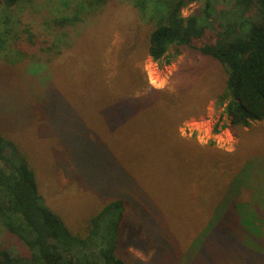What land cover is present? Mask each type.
<instances>
[{"label":"rangeland","instance_id":"1","mask_svg":"<svg viewBox=\"0 0 264 264\" xmlns=\"http://www.w3.org/2000/svg\"><path fill=\"white\" fill-rule=\"evenodd\" d=\"M89 1L21 0L14 8H0V30L6 31L0 37V132L29 159L46 204L60 214L72 233L81 236H85L90 218L104 204L118 199L130 204L116 248L127 264H232L233 260V264H264V227L261 231L251 227L254 218L264 217V120L247 128L231 125L218 104L226 77L220 64L186 48L177 55L170 50L165 59L153 61L147 54L153 23L140 18L135 0H106L93 5ZM202 5L203 0L188 5L183 9V16L199 14ZM74 13L79 16L74 25L59 27L52 23L54 18ZM27 27L34 34L32 46L26 42L22 31ZM212 34V31L208 33ZM51 44L64 51L46 59L38 49ZM45 61L50 72L49 79L47 72H43L44 86L41 70L28 72L27 69L32 70L35 62L43 64ZM131 73L137 79L129 94L151 93L149 97L153 101L161 97L162 101L176 105L174 101L181 100L182 106H174L172 113L168 111L165 124L149 125L151 129L139 127L128 142L119 127L121 124L117 123L121 117L120 107L113 108L111 113L101 112L100 123L105 133L96 122L99 133L94 137L88 130L91 123L77 111L99 100L88 98L92 93L90 79L113 85L120 78L125 83L123 88H129ZM63 78L66 81L76 79L72 82L75 95L66 94L61 101L60 92L53 94L54 91L46 86L50 79L59 84L58 80ZM51 96L54 99H50ZM56 100L63 107L60 108ZM139 105L131 109V114L145 109L142 121L146 123L143 124H152L149 120L153 110ZM155 108L158 112L159 108ZM88 112H91L89 107ZM214 127H217L216 132ZM152 128H163L164 136L154 134ZM116 132L120 135L118 140L107 135ZM146 135L150 140L145 139ZM111 139L115 144H111ZM167 140L170 141L163 143ZM171 140H180L192 147L190 155L176 159L173 154H165ZM85 141L93 142L94 146L100 144L105 149V160L97 158L98 168L93 157L86 156L80 149ZM243 141L248 150H255L253 155L262 159L252 160L235 176L224 207L231 208L229 215L238 217L239 210L232 202L240 188H248L237 198L244 202L242 224L245 227L249 224L247 231L254 236L248 233L243 236L240 229L235 228L236 216L231 215L234 223H230L228 229L236 230L241 244L248 248L230 255L223 263L219 251L222 242L216 236L202 238L198 234L211 219L218 202L210 204L208 201L203 208L198 207V203L193 205L201 197L205 200L215 195L221 198L225 189L222 184L225 178L221 174L225 175L230 164L237 160L236 149ZM124 143H132L141 151L152 147L161 153L149 152L137 163L133 159L123 162L119 146ZM194 145L217 152L216 157L221 158L223 166L217 159L215 168H207L205 161L193 160L202 154ZM160 154H165L163 160L170 164L166 161L155 163L153 159ZM104 162L116 165L129 177L116 178L104 173L107 171ZM206 174L209 177L207 185ZM219 174L221 183L212 180ZM130 177L137 183L130 182L132 187L119 186L122 184L118 179L129 182ZM198 238L202 239L201 243H197ZM0 245L12 254L24 256L28 253L27 248L6 231L0 233ZM259 251L262 253L257 254L259 259L251 262L254 253Z\"/></svg>","mask_w":264,"mask_h":264},{"label":"trees","instance_id":"2","mask_svg":"<svg viewBox=\"0 0 264 264\" xmlns=\"http://www.w3.org/2000/svg\"><path fill=\"white\" fill-rule=\"evenodd\" d=\"M20 1L0 0V8L4 10L14 8ZM29 1L32 2V0ZM104 1L106 0H90L89 2L93 5L94 3L100 4V2L103 3ZM199 1L135 0L134 6L138 9L140 18L145 22L153 23V29L150 31L147 40L148 56L153 61L159 62L166 58L170 50H173L177 55L186 48L220 64L224 69L226 77L218 104L223 107V113L228 116L231 125L247 128L254 122L263 121L264 0H203L199 14L183 16L182 12L185 7ZM78 20V14L74 13L71 16L54 18L52 23L56 26L64 27L74 25ZM22 31L25 34L26 42L32 46L34 44V34L28 27ZM210 31L214 33L212 36L208 35ZM5 33L3 29L0 30V37ZM1 41L2 39L0 38ZM38 51L44 53L45 58L48 59L47 56L61 54L64 49L57 50L51 44L39 48ZM25 57L29 58L28 56ZM32 58L34 57L32 56ZM34 61L39 60L34 59ZM35 63L36 65L33 66V69L28 68L27 71L32 72L40 69L41 82L44 84L42 80L43 72H47L46 77L49 79L48 62L43 64L42 62ZM136 79V76L131 73L129 88L127 86L123 88L125 83L120 78L113 85H105L96 78L90 79V87L92 88L90 91L92 93L88 95V98L95 100L99 98V100L93 105H83L87 108L83 109L84 112L81 110L77 111L84 114L85 120L91 123L92 127L90 128L89 126L88 130L94 134V137L97 138L99 133L98 124L103 128L101 124V112L111 113L113 108L120 107L121 117L117 120V123L121 124L119 127L123 129L121 130L126 135L124 139L128 142L131 136L133 137L139 131V127L148 128L149 125L165 120L167 122V116L169 117L168 111L172 113L174 106L177 108L182 106L179 104L181 100L178 102L174 101V103H178L176 105H173V103L170 105L166 100L162 101L161 97L155 98L153 101L149 97L151 93L143 96L129 94L131 85L135 84ZM74 80L76 79L66 81L63 78L62 80H58L59 84L58 82L55 84L54 80L51 81L50 79V83H48L46 88L51 89V92L54 91L52 92L53 94L60 92V96L58 97L62 101L63 96L66 94L75 95L72 89V82ZM65 84H68V86H65ZM102 95L104 96L103 98L100 97ZM52 98L51 96L50 99ZM55 102L56 104L58 103L57 100ZM140 103L143 107H148L151 111L153 110V116L149 120V122H153L152 124H143L146 123L142 121L143 115L147 112L145 109L142 111L138 109L131 114V109L133 107H140ZM58 106L60 108L63 107L60 103H58ZM88 107L91 112L87 113ZM155 107L159 108L158 112L154 111L157 110ZM152 129L154 130L152 131L154 134L164 136L162 132L163 128ZM102 131L105 133L104 128ZM214 131H217V127H214ZM107 135H112V138L115 140L120 138L117 132ZM247 138H245V141ZM145 139L150 140V137L146 135ZM168 141L170 140L163 143ZM110 142L111 144H115V141L112 139ZM242 144L236 149L237 160L232 157L234 164H230L225 174L227 178L224 174H221L225 178L222 183L225 189L221 198H217V195L212 196L210 193L209 195L212 196L210 199L205 200V198L201 197L193 205L196 206V203H198L197 206L203 208L208 204V201H210V204L218 202L215 205L216 210L212 212L211 219L202 226L198 234L202 238H213L216 236L222 242L219 251L223 263L230 255L240 254L248 248L241 244V238L236 234V230L228 229V225L234 223L232 222V216L234 215H229L231 208L224 207L227 205L225 200H227L226 198L229 197V193L233 188L235 176L241 174L252 160L262 159L259 155H253L255 154V150H248L244 145V141ZM83 145L80 148L81 151L86 153V156L88 154L92 156L98 168L99 160L97 158H104L105 149L100 144L94 146L93 142L88 141H85ZM187 147L180 140H171V145L165 154H173V158L180 159L183 155H190L191 150H193L192 147H188V149ZM194 148H200L202 154L193 155L195 156L193 160L199 162L205 161L207 168H215L214 161L217 159L218 164H221V167L223 166V162L221 163L220 161L221 158L216 157L218 155L217 152L197 146ZM6 149L8 152H6ZM18 150L17 145L14 142L7 141L0 132V233L6 231L8 234L14 236L27 248L28 253L24 256L12 254L0 245V264H127L118 255L116 248L121 238V226L130 204L127 205L121 199L104 204L90 218L85 236L76 235L69 230L60 214L48 207L38 190L35 172L30 167L31 163L29 159L21 155ZM119 150L123 162L133 159L136 163L140 157L149 155V152H153V154L161 153V150L155 152L152 147L141 151L135 148L132 143L122 144L119 146ZM165 154L157 155L153 161L155 163L162 161L163 163L166 161L163 160V155ZM111 163L115 162L111 161ZM165 163L170 164L169 161ZM103 165L108 171L104 173L112 177L120 178L127 175L119 167L117 168L116 165L106 164V162ZM194 173L200 175L197 171ZM127 177L129 176L127 175ZM219 177L220 174L213 177L212 180L221 183ZM119 181L122 184L119 185L120 187L124 185L132 187L130 182L137 183L131 177L129 178V182L118 179ZM208 183L209 177L206 174L205 185ZM141 188L145 190L142 184ZM242 190L249 189L245 187L243 189L240 188L236 192L235 202L232 203L239 210V218L235 215L237 218H235V228L240 229L244 236L248 233L249 224L246 227L242 224L245 217L241 211L244 208V202L239 201L237 198ZM222 208L225 209L224 212H222L224 209L220 212ZM161 222L163 221L161 220ZM251 227L254 230L261 231L264 227V217L254 218ZM255 234L257 235L256 232ZM248 235L250 237L254 236L250 233ZM198 239L197 243H201L202 239ZM262 247L263 252L264 245ZM253 252L251 251L252 254ZM254 254H256L255 258L251 261L253 263L256 258L259 259L257 254L262 253L259 251ZM230 263L233 264L234 260Z\"/></svg>","mask_w":264,"mask_h":264},{"label":"bare ground","instance_id":"3","mask_svg":"<svg viewBox=\"0 0 264 264\" xmlns=\"http://www.w3.org/2000/svg\"><path fill=\"white\" fill-rule=\"evenodd\" d=\"M154 79V78H153Z\"/></svg>","mask_w":264,"mask_h":264}]
</instances>
